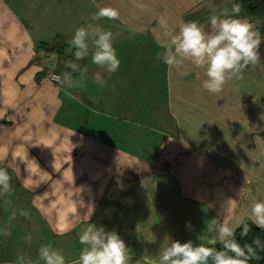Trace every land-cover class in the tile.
<instances>
[{
  "label": "crops",
  "instance_id": "1",
  "mask_svg": "<svg viewBox=\"0 0 264 264\" xmlns=\"http://www.w3.org/2000/svg\"><path fill=\"white\" fill-rule=\"evenodd\" d=\"M234 2L0 0V168L10 176L0 188V264H43L44 244L72 264L88 223L119 233L128 264H154L168 237L199 243L213 221L252 223L251 203L264 199V42L260 60L218 93L202 87L204 68L160 58L183 23L210 33V17ZM101 7L118 18L92 21ZM239 15L264 37V18L242 6ZM89 23L113 33L118 71L92 64L89 42L71 83L52 82L50 73L71 72L66 49ZM164 150L174 168L161 171ZM138 160L150 171H131Z\"/></svg>",
  "mask_w": 264,
  "mask_h": 264
},
{
  "label": "clouds",
  "instance_id": "2",
  "mask_svg": "<svg viewBox=\"0 0 264 264\" xmlns=\"http://www.w3.org/2000/svg\"><path fill=\"white\" fill-rule=\"evenodd\" d=\"M241 4L234 2L230 11L225 10L219 16L209 19L212 31L205 30L198 21L185 22L178 33L170 37V42L160 53L163 63L169 67L180 68L185 61L196 68L205 69L202 87L210 93H218L228 79L239 78L244 68L260 60L259 48L264 37L247 19L240 17ZM119 11L112 7H101L91 20L118 18ZM91 42V63L109 73H115L120 66V59L113 46V33L99 24L89 23L77 28L69 41L66 51L73 57L67 66L71 72L55 75L54 79L61 83H71L73 72L80 70L79 61L89 57ZM86 71V69H85ZM95 82L103 87L104 78L97 73ZM38 166V165H37ZM39 167V166H38ZM10 176L8 171L0 168V188L7 190ZM69 208L74 211V208ZM252 224L264 230V199H253L250 208ZM215 227L209 229L211 235L198 234L196 239L181 243L170 237L167 247L158 250L154 264H250L257 258L258 250H264V241L259 237L251 243H241L235 237L236 228L241 229V237L248 236L251 225L238 222L230 224L228 219L222 222L213 221ZM79 243L83 246L79 256L72 264H128L129 248L119 233L108 231L104 226L88 223L78 233ZM219 244L221 247L217 248ZM38 260L43 264H67L64 254L47 244L38 250ZM20 264H33L29 257L27 262L21 258Z\"/></svg>",
  "mask_w": 264,
  "mask_h": 264
},
{
  "label": "trees",
  "instance_id": "3",
  "mask_svg": "<svg viewBox=\"0 0 264 264\" xmlns=\"http://www.w3.org/2000/svg\"><path fill=\"white\" fill-rule=\"evenodd\" d=\"M242 8L247 12L250 17L264 18V0H238ZM251 225V231L248 236L241 237V229L239 228L236 233V239L241 243H251L253 239L259 237L261 241H264V230L257 228L252 223H247ZM220 247V246H219ZM217 247V248H219ZM250 264H264V250H258L257 258L253 259Z\"/></svg>",
  "mask_w": 264,
  "mask_h": 264
},
{
  "label": "rangeland",
  "instance_id": "4",
  "mask_svg": "<svg viewBox=\"0 0 264 264\" xmlns=\"http://www.w3.org/2000/svg\"><path fill=\"white\" fill-rule=\"evenodd\" d=\"M252 18H255V17H252ZM51 74V73H50ZM49 76V75H48ZM59 83H61V82H59ZM59 83H56V84H59ZM132 133V132H131ZM153 134L154 135H162V133H160L159 131H157V130H154L153 131ZM134 136V135H133ZM139 136V135H138ZM137 136V133H136V138L138 137ZM137 146V145H136ZM168 147H169V151H170V149L171 148H173L174 147V145H168ZM132 148V147H131ZM159 148L160 147H157L156 145H155V147H154V151H155V153L154 154H156L157 152H158V150H159ZM133 152V151H132ZM142 155H145V153L143 152V154ZM162 156L164 157V158H166L165 159V163H163L162 162V169L163 170H161V171H164L165 169H167V168H174V166H173V164H172V161L173 160H171V158H172V156L171 157H169L170 155H169V152H168V154L166 153V150H164V152H163V154H162ZM167 156H168V158H167ZM155 159H156V157L153 159V166H152V171H160V168L159 167H157V166H155ZM137 165L133 168V169H131V171H145V166H147V164L145 163V162H143V161H140V160H138L137 161ZM166 163H168V164H166ZM123 166V165H122ZM166 167V168H165ZM150 167H148L147 166V171H150V169H149ZM128 170L130 169V168H127ZM89 171H91L90 170V168H89ZM27 241H28V238H25L24 239V245L25 244H27ZM12 242H10V244H11Z\"/></svg>",
  "mask_w": 264,
  "mask_h": 264
},
{
  "label": "built area",
  "instance_id": "5",
  "mask_svg": "<svg viewBox=\"0 0 264 264\" xmlns=\"http://www.w3.org/2000/svg\"><path fill=\"white\" fill-rule=\"evenodd\" d=\"M55 75H58V74H56V73H51V74H49V79L52 81V82H54V83H59L60 81H57V80H55L54 79V76Z\"/></svg>",
  "mask_w": 264,
  "mask_h": 264
}]
</instances>
